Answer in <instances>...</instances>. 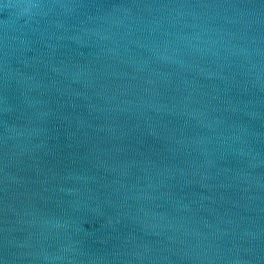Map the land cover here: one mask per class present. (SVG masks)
<instances>
[{"label":"water","instance_id":"1","mask_svg":"<svg viewBox=\"0 0 264 264\" xmlns=\"http://www.w3.org/2000/svg\"><path fill=\"white\" fill-rule=\"evenodd\" d=\"M0 264H264V0H0Z\"/></svg>","mask_w":264,"mask_h":264}]
</instances>
